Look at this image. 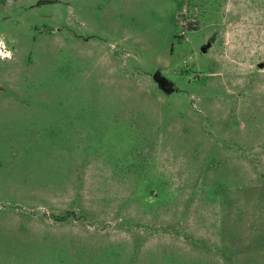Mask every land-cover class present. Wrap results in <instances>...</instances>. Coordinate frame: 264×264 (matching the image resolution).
Instances as JSON below:
<instances>
[{"label": "rangeland", "instance_id": "obj_1", "mask_svg": "<svg viewBox=\"0 0 264 264\" xmlns=\"http://www.w3.org/2000/svg\"><path fill=\"white\" fill-rule=\"evenodd\" d=\"M0 39V264H264V0H0Z\"/></svg>", "mask_w": 264, "mask_h": 264}, {"label": "built area", "instance_id": "obj_2", "mask_svg": "<svg viewBox=\"0 0 264 264\" xmlns=\"http://www.w3.org/2000/svg\"><path fill=\"white\" fill-rule=\"evenodd\" d=\"M9 53L11 54V52L6 48L5 44H0V57H2L1 59H10L11 55L9 57Z\"/></svg>", "mask_w": 264, "mask_h": 264}, {"label": "clouds", "instance_id": "obj_3", "mask_svg": "<svg viewBox=\"0 0 264 264\" xmlns=\"http://www.w3.org/2000/svg\"><path fill=\"white\" fill-rule=\"evenodd\" d=\"M0 44H3V40L2 39H0ZM10 53H9V57H10ZM0 58H2V57H0Z\"/></svg>", "mask_w": 264, "mask_h": 264}, {"label": "trees", "instance_id": "obj_4", "mask_svg": "<svg viewBox=\"0 0 264 264\" xmlns=\"http://www.w3.org/2000/svg\"><path fill=\"white\" fill-rule=\"evenodd\" d=\"M187 28H188V29H192V28H191V25H189Z\"/></svg>", "mask_w": 264, "mask_h": 264}]
</instances>
